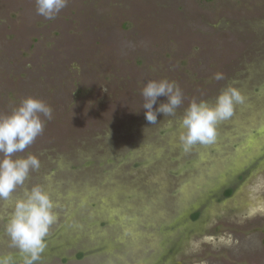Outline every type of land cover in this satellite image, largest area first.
Here are the masks:
<instances>
[{
    "label": "rangeland",
    "instance_id": "374dc122",
    "mask_svg": "<svg viewBox=\"0 0 264 264\" xmlns=\"http://www.w3.org/2000/svg\"><path fill=\"white\" fill-rule=\"evenodd\" d=\"M165 78L184 100L150 124L141 90ZM229 85L243 102L185 152V108ZM27 96L53 110L16 154L58 205L38 264H264V0H69L54 20L0 0V113ZM21 194L0 201L17 264L2 224Z\"/></svg>",
    "mask_w": 264,
    "mask_h": 264
},
{
    "label": "clouds",
    "instance_id": "9594fccd",
    "mask_svg": "<svg viewBox=\"0 0 264 264\" xmlns=\"http://www.w3.org/2000/svg\"><path fill=\"white\" fill-rule=\"evenodd\" d=\"M69 0H35L36 12L47 20H54L67 7ZM216 80L224 79L216 73ZM142 108L150 124L157 122V114L175 116L182 105L184 94L175 81L168 79L148 80L141 90ZM165 102L157 104L159 97ZM243 95L234 86L223 88L214 102L193 98L181 116L182 130L179 134L185 152L196 144H212L217 137V123L229 119L235 105L242 103ZM53 118V110L42 99L27 96L8 113H0V201L9 200L17 189L12 210L3 221L4 234L9 246L22 255V264H38L46 248V237L57 221V203L41 184L26 186L29 174L40 168L37 155L28 153L17 156L32 145L44 132L45 123ZM0 264H17L11 252H0Z\"/></svg>",
    "mask_w": 264,
    "mask_h": 264
},
{
    "label": "flooded vegetation",
    "instance_id": "af4514ba",
    "mask_svg": "<svg viewBox=\"0 0 264 264\" xmlns=\"http://www.w3.org/2000/svg\"><path fill=\"white\" fill-rule=\"evenodd\" d=\"M248 171H251V168H248ZM229 189H232V193L231 194H227V191L229 190ZM234 191H235V188L234 187H230V188H228V189H226L225 190V197L226 198H229V197H231L232 196V194L234 193ZM199 217V216H198ZM198 217L196 218V220L198 219ZM175 252H177V248H175V249H173V251H170V253L172 254V253H175Z\"/></svg>",
    "mask_w": 264,
    "mask_h": 264
},
{
    "label": "trees",
    "instance_id": "16d2710c",
    "mask_svg": "<svg viewBox=\"0 0 264 264\" xmlns=\"http://www.w3.org/2000/svg\"><path fill=\"white\" fill-rule=\"evenodd\" d=\"M232 193V189H229L228 191H227V194L229 195V194H231ZM199 214H200V212H196L194 215H193V217L194 218H197L198 216H199Z\"/></svg>",
    "mask_w": 264,
    "mask_h": 264
}]
</instances>
